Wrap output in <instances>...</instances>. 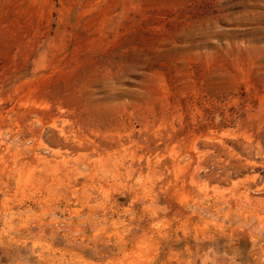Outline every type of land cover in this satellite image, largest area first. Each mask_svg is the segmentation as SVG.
<instances>
[{
  "label": "rangeland",
  "instance_id": "rangeland-1",
  "mask_svg": "<svg viewBox=\"0 0 264 264\" xmlns=\"http://www.w3.org/2000/svg\"><path fill=\"white\" fill-rule=\"evenodd\" d=\"M0 264H264V0H0Z\"/></svg>",
  "mask_w": 264,
  "mask_h": 264
}]
</instances>
